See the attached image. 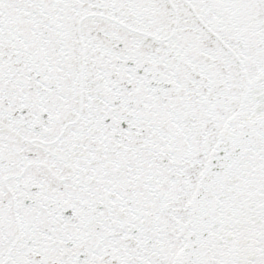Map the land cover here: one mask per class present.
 Masks as SVG:
<instances>
[{
  "label": "snow or ice",
  "instance_id": "1",
  "mask_svg": "<svg viewBox=\"0 0 264 264\" xmlns=\"http://www.w3.org/2000/svg\"><path fill=\"white\" fill-rule=\"evenodd\" d=\"M0 264H264V0H0Z\"/></svg>",
  "mask_w": 264,
  "mask_h": 264
}]
</instances>
